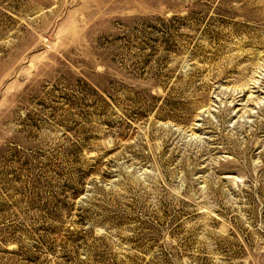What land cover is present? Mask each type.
Returning <instances> with one entry per match:
<instances>
[{"label": "rangeland", "instance_id": "374dc122", "mask_svg": "<svg viewBox=\"0 0 264 264\" xmlns=\"http://www.w3.org/2000/svg\"><path fill=\"white\" fill-rule=\"evenodd\" d=\"M0 264H264V0H0Z\"/></svg>", "mask_w": 264, "mask_h": 264}]
</instances>
